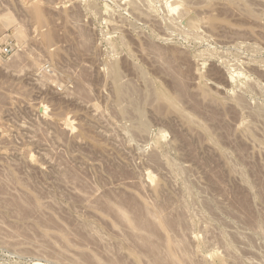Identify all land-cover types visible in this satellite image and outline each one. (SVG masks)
Here are the masks:
<instances>
[{
    "label": "rangeland",
    "instance_id": "obj_1",
    "mask_svg": "<svg viewBox=\"0 0 264 264\" xmlns=\"http://www.w3.org/2000/svg\"><path fill=\"white\" fill-rule=\"evenodd\" d=\"M136 1L0 0V264H264V0Z\"/></svg>",
    "mask_w": 264,
    "mask_h": 264
},
{
    "label": "bare ground",
    "instance_id": "obj_2",
    "mask_svg": "<svg viewBox=\"0 0 264 264\" xmlns=\"http://www.w3.org/2000/svg\"><path fill=\"white\" fill-rule=\"evenodd\" d=\"M135 1H136V0H135ZM138 1H139V0H138ZM143 1H144V0H142V2H143ZM133 3H134V2H133ZM136 3H137V1H136ZM168 3H169V2H168ZM139 4H140V1H139V3H137V5H139ZM134 5H135V3H134ZM134 5H133V6H134ZM137 5H136L135 7H137ZM141 5H142V4H140L139 6H141ZM169 5H170V4H169ZM169 5H168V6H169ZM175 5H176V4H175ZM168 8H170V7H168ZM246 8H247V7H246ZM105 10H106V9H105ZM169 10H170V9H169ZM249 12H250V11H249ZM107 44H108V43H107ZM114 60H115V59H114ZM116 61H117V60H116ZM111 68H112V67H111ZM116 70H117V69H116ZM117 71H118V70H117ZM108 72H109V71H108ZM108 72H107V73H108ZM116 74H117V73H116L115 69L112 68V69H111V76H113L114 78H116V77H117ZM117 75H118V74H117ZM109 76H110V74H109ZM113 77H112V79H113ZM112 79H111V80H112ZM112 81H113V80H112ZM114 83H115V82H114ZM114 85H115V84H114ZM115 91H116V93H117L118 95H120V94H122V92H123V87H122V86H117ZM115 91H114V92H115ZM120 96H121V95H120ZM117 103H118V102H117ZM117 108H118V107H117ZM118 109H119V108H118ZM119 111H120V110H119ZM139 114H140V112H139ZM143 125H144V123H143ZM143 125H142V127H144ZM240 125H241V124H240ZM140 128H141V127H140ZM145 131H146V130H145ZM39 201H40V200H39ZM33 202H34V201H33ZM39 203H41V202H39ZM35 204H37V203H35ZM35 206H36V205H35ZM37 206H38V204H37ZM118 209H119V208H118ZM161 210H162V209H161ZM118 211H119V210H118ZM120 211H121V209H120ZM162 211H163V210H162ZM123 212H124V211H123ZM123 212H122V213H123ZM147 212H148V211H147ZM150 212H151V211H150ZM153 212H154V211H153ZM125 213H126V212H125ZM125 213L121 214V212H120L121 216L126 220V223H127V221H128V217H126V215H127L128 213H127L126 215H125ZM157 213L160 215L159 212H157ZM149 214H150V213H149ZM154 214L156 215V213H154ZM128 215H129V214H128ZM128 215H127V216H128ZM147 215H148V214H147ZM161 215H162V214H161ZM153 216H154V215H153ZM168 216H169V215H168ZM122 217H120V218H122ZM129 217H130V216H129ZM148 217H149V216H148ZM123 218H122V221L124 220ZM151 218H152V216H151ZM154 218H155V217H154ZM156 218H157V215H156ZM160 218H161V216H160ZM162 218H163V217H162ZM162 218H161V219H162ZM166 218H168V217H166ZM166 218H165V219H166ZM129 219H131V217H130ZM157 219H158V218H157ZM169 219H170V218H169ZM125 220H124V221H125ZM131 220H132V219H131ZM162 220H163V219H162ZM162 220H161V221H162ZM179 220H180V218H179ZM132 221H133V220H132ZM132 221H131V223H132ZM150 221H151V220H150ZM153 221H154V220H153ZM155 221H158V220H155ZM159 221H160V220H159ZM141 222H142V221H141ZM143 222H144V221H143ZM163 222L166 223L165 221H163ZM163 222H161L162 225H163ZM169 222H170V221H169ZM129 223H130V222H129ZM145 223H146V222H145ZM179 223H180V222H179ZM134 224H135V223H133V225H134ZM154 224H155V223H154ZM158 224H159V223H158ZM135 225H136V224H135ZM165 225H166V224H165ZM156 226H157V225H156ZM167 226H168V225H167ZM130 227H131V226H130ZM132 227H133V226H132ZM132 227H131V228H132ZM139 227H140V226H139ZM149 227H150V226H149ZM158 227H160V225H158ZM163 227H164V226H163ZM168 227H169V226H168ZM131 228H130V229H131ZM166 228H167V227H166ZM155 229H156V228H155ZM167 230H168V229H167ZM167 230H166V231H167ZM133 231H135V230L132 229V232H133ZM171 232H172V231H171ZM256 232H257V231H256ZM97 233H98V232H97ZM133 233H134V232H133ZM135 234H136V233H134V235H135ZM144 235H145V234H144ZM149 235H150V234H149ZM136 236H137V235H136ZM163 237H164V236H163ZM136 238H137V237H136ZM139 238H140V237H139ZM139 238H138V240H139ZM144 238L146 239V237H144ZM151 238H152V237H151ZM140 239H141V238H140ZM153 239H154V238H153ZM171 239H172V238L166 240V242L164 241V244L166 243V247H167V251H166L167 253H166V254H167V256H169L168 259L170 260V263H171V261H173L174 264H176L178 259L175 260V258H174L175 256H174V254L171 252V249L174 250V248H175V246H174V248H170V240H171ZM143 240H144V239H143ZM147 240H148V239H147ZM140 242H141V241H140ZM142 242H143V241H142ZM153 242H154V241H153ZM146 243H147V242H146ZM149 243H150V240H149ZM151 243H152V242H151ZM144 244H145V243H144ZM144 244H143V245H144ZM172 244H173V243H172ZM172 244H171V245H172ZM145 245L147 246V244H145ZM148 245H149V244H148ZM151 245H152V244H151ZM151 245H150V246H151ZM174 245H176V244H174ZM153 246H154V245H153ZM179 247H180V246H179ZM225 247H226V246H225ZM152 248H153V247H152ZM175 249H177V248H175ZM225 249H226V248H225ZM147 250H149V249H147ZM156 251H157V250H156ZM158 251H159V250H158ZM177 251H178V249H177ZM153 252H155V251H153ZM153 252H152V253H153ZM162 253H163V252H162ZM175 253H176V251H175ZM177 253H178V252H177ZM183 253H184V252H183ZM197 254H198V253H197ZM161 255H162V254H161ZM186 255H187V254H186ZM164 256H165V255H164ZM164 256H163V258H164ZM173 256H174V257H173ZM178 257H180L179 254H178ZM182 257L184 258V256H182ZM166 258H167V257H166ZM164 259H165V258H164ZM164 259H163V260H164ZM165 260H166V259H165ZM165 260H164V261H165ZM179 260H180V258H179ZM183 260H184V259H183ZM191 260H192V259H191ZM164 261H163V262H164ZM175 262H176V263H175ZM159 263H160V262H159ZM167 263H168V262H167ZM170 263H169V264H170ZM182 263H183V262H179L178 264H182ZM191 263H192V262H191ZM222 263H223V262H222ZM161 264H162V263H161ZM165 264H166V263H165ZM184 264H185V263H184Z\"/></svg>",
    "mask_w": 264,
    "mask_h": 264
},
{
    "label": "built area",
    "instance_id": "obj_3",
    "mask_svg": "<svg viewBox=\"0 0 264 264\" xmlns=\"http://www.w3.org/2000/svg\"><path fill=\"white\" fill-rule=\"evenodd\" d=\"M3 52L4 53H7L8 52V48L7 47H4Z\"/></svg>",
    "mask_w": 264,
    "mask_h": 264
}]
</instances>
